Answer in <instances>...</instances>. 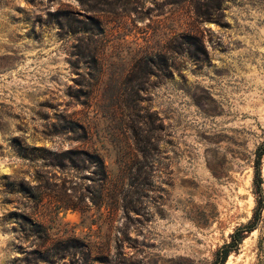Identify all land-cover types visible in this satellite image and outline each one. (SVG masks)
<instances>
[{
  "label": "rangeland",
  "instance_id": "obj_1",
  "mask_svg": "<svg viewBox=\"0 0 264 264\" xmlns=\"http://www.w3.org/2000/svg\"><path fill=\"white\" fill-rule=\"evenodd\" d=\"M262 144L264 0H0V264H264Z\"/></svg>",
  "mask_w": 264,
  "mask_h": 264
},
{
  "label": "trees",
  "instance_id": "obj_2",
  "mask_svg": "<svg viewBox=\"0 0 264 264\" xmlns=\"http://www.w3.org/2000/svg\"><path fill=\"white\" fill-rule=\"evenodd\" d=\"M264 156V144L260 146L256 153V162H255V185L256 187L260 188L262 185V175H261V165H262V159ZM96 159V162L98 167L102 170L105 169V164L103 160L98 157L94 156ZM261 201H263V198H261ZM263 205L261 203L259 212L262 209ZM260 219V213L254 218V222L250 223L247 226L239 228L236 233L232 236V242L229 244L224 245L219 252L217 253L216 261L214 264H225L230 256V254L236 250H238L239 246L242 244L245 235L253 232L259 222Z\"/></svg>",
  "mask_w": 264,
  "mask_h": 264
}]
</instances>
